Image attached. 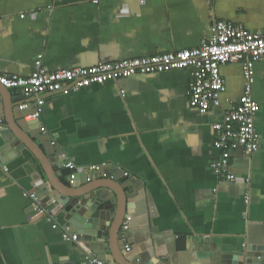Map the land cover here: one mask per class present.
<instances>
[{"label": "crops", "instance_id": "1", "mask_svg": "<svg viewBox=\"0 0 264 264\" xmlns=\"http://www.w3.org/2000/svg\"><path fill=\"white\" fill-rule=\"evenodd\" d=\"M216 21L264 30V0H0V72L30 76L39 55L47 70L59 71L192 50ZM221 72V106L207 113L189 100L191 70L42 95L39 120L25 119L35 97L0 85V264H80L95 256L85 242L63 237L61 217L36 214L24 196L36 192L49 213L62 197L79 203L91 187L130 204L118 234L130 247L117 253L125 264H222L263 249L264 60L253 86L260 149L233 153L232 181L210 168L220 156L214 125L243 95L244 65ZM25 102L30 108L20 111ZM16 132L28 145L19 152L10 145ZM60 160L105 166L92 181L78 173L72 184Z\"/></svg>", "mask_w": 264, "mask_h": 264}, {"label": "built area", "instance_id": "2", "mask_svg": "<svg viewBox=\"0 0 264 264\" xmlns=\"http://www.w3.org/2000/svg\"><path fill=\"white\" fill-rule=\"evenodd\" d=\"M263 60L264 30L250 32L227 21H216L211 28V37L200 47L192 50L59 71L47 70L43 64V55H39L30 76L8 75L0 72V85L9 90H19L26 98L35 97L34 111L25 119L39 120L45 104L44 99L41 98L42 95L69 94L94 84L102 85L109 81H121L137 74L191 70L189 100L201 113H207L221 106L220 96L226 90L221 72L222 66L242 62L245 78L244 92L237 104L225 114L223 122L214 125L213 146L220 152V156L210 164L211 171L216 176L232 181L235 179L230 170L233 153L241 150L247 155H252L260 149L259 134L255 124L260 104L253 97V86L256 63ZM29 108L30 104L26 102L19 106L20 111H26ZM41 131L45 133L46 128L42 127ZM103 166L105 165L80 167L68 161L66 168L75 171L70 175L71 183L74 184L78 179V173H84L86 181L90 182L93 180L92 175L100 174ZM102 176L107 177V174ZM24 196L34 201L36 214H44L49 220H53L52 215L41 206L36 192H26ZM53 228L60 229L57 224H53ZM128 230L129 226L124 225L123 231ZM62 235L67 240L78 241V236L72 234L68 228L62 230ZM126 249L129 251L130 247L126 246ZM80 264L106 263L95 256H87Z\"/></svg>", "mask_w": 264, "mask_h": 264}, {"label": "water", "instance_id": "3", "mask_svg": "<svg viewBox=\"0 0 264 264\" xmlns=\"http://www.w3.org/2000/svg\"><path fill=\"white\" fill-rule=\"evenodd\" d=\"M6 92L9 94V89H6ZM19 128L25 131L23 124L19 125ZM12 135L13 142L10 145H14L18 152L20 148L28 146L23 135L17 132ZM67 163L68 161H61L59 167H62V175L70 176L75 171L66 168ZM48 164L50 167L54 161L48 160ZM52 171L55 177H58L59 174L53 169ZM102 189L91 187L79 203L72 202L69 196L62 197L57 205L55 201L53 207L48 209L49 214L61 217L62 222L65 223L62 228H68L72 234L77 233L78 241L85 242V248L93 252L98 259H106L110 263L113 261V264H125L117 256V253L119 251L123 253L126 247L125 243L120 242L118 234L127 211L130 209V204L127 201L125 204L122 198L115 201L109 191ZM106 230H109L108 235H106ZM256 250H258L257 253H255ZM256 250L248 248L245 256L225 260L222 264H264V247Z\"/></svg>", "mask_w": 264, "mask_h": 264}]
</instances>
